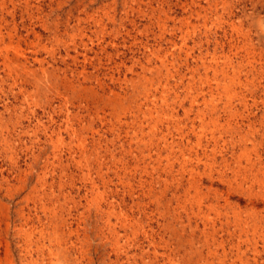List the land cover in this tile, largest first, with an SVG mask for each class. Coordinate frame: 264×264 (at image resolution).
<instances>
[{"label": "rangeland", "instance_id": "obj_1", "mask_svg": "<svg viewBox=\"0 0 264 264\" xmlns=\"http://www.w3.org/2000/svg\"><path fill=\"white\" fill-rule=\"evenodd\" d=\"M11 1L13 3L9 0L5 8H0V21L4 19L6 25L4 32L12 35L9 38L4 33L3 42L0 44V264H203L196 254L189 255L187 253L189 251L185 252V249L189 250V247L185 243L181 245L179 242L189 238L191 231L195 228L198 229L196 237H200L199 231L203 229V220L201 217L193 215L194 211L191 212L190 205L185 212L180 208L174 210L176 202L171 199L174 198L176 182L181 178L180 168L183 161L178 148L186 144L187 140H190L192 144L195 143L194 134L191 133V130V132L189 131L192 126L191 122L194 120L195 132L198 133L201 130L200 118L208 117L210 113L209 100L211 98L206 80L213 76L211 72L208 75L205 73L203 63L209 64L211 58L207 54L214 50L220 54L222 46L225 47L224 53H228L227 47L229 46L227 44L230 36H226L225 32L227 31L231 35V23L237 25L241 20L240 24L246 29L245 32H250L248 41L256 48L262 49L264 59V0H253L254 5H251L249 1L245 2V0H233L232 17L226 15L225 12L222 14L220 11L219 13L224 19L222 24L215 21L216 17L209 15V20L204 25L202 24L203 19H196L195 13L184 12L182 8L175 6V0H162L166 4L165 9L170 16L169 19H165L168 17L163 15L165 30L156 27V19L152 21L146 18V15L138 13L139 10L145 9V12L150 14L149 6L146 5L147 0H140V3H135V0H29L32 7H35L31 11L35 14L33 17L25 11L24 0ZM192 1L189 0V4ZM201 2L202 6H208L205 0H201ZM245 4L247 13L255 22L249 16L246 18L242 13ZM153 6L159 8L156 1ZM160 15L162 16V14ZM181 18H187L188 28L181 27ZM98 20L100 21L98 22ZM99 28L104 33H100ZM248 28L251 30L247 31ZM180 30H183V33ZM80 32L88 39L81 38ZM182 35H185L184 39L181 38ZM89 39L92 40V43ZM100 42H102L101 49ZM172 42L176 43L177 47H174ZM10 43L19 44L25 51L28 66L30 69L32 68L31 73L26 74L23 68L16 69V65L12 64V70L7 74L8 70L5 68L3 58L7 53L10 56L13 55L11 49L9 52L7 51ZM86 43L89 44L88 49L90 51L91 48L95 49L98 55L92 51L89 52L87 58L91 60L83 64L80 63V60L82 61V55L86 54L84 47ZM32 44L35 47H32ZM92 45L93 47H90ZM146 47L153 49L160 47L161 55L163 57L166 55L167 60L172 59L171 52L174 53V57L179 58V61L176 62L174 68L171 67L170 73H167L163 67L159 66L157 58L146 57ZM238 52L239 56L233 60L235 65L242 60L239 57L244 55L243 52ZM77 54L80 59L76 60V64H73V58ZM35 59L37 60L35 61ZM40 61H44V63L42 62V64ZM262 63L263 74L260 79L262 84L260 83L259 88H255L253 96L257 99V103L250 112H242L241 108L237 109V114H243L244 117L251 113L252 122H256L255 127L257 128L260 127V123L264 119V60ZM55 67L58 72L56 69L54 70ZM130 68H133L131 73ZM44 69L46 72L48 71L46 77H44ZM81 71L86 73L83 77L82 74H79ZM34 72L37 75H33ZM175 74L176 76H174ZM85 76L88 78L85 86L98 92V99L100 98L101 101L106 102L109 98L113 101L116 98L112 95L114 93L119 95L115 103L108 104L104 111L99 102V105H93V101H91L89 107H86L88 104L84 98H79L80 93L65 87L64 83L67 81H74L77 85L79 82L83 83L82 80ZM39 77L42 79L40 80ZM124 78L126 82H124ZM150 78L152 79L150 80ZM215 78L221 80V77ZM99 82L104 84L103 90L106 89L105 91H102ZM250 90L253 88L249 87L247 92ZM89 94L90 98L96 99L92 92L86 96ZM85 98L89 99V97ZM122 99H125V102H122ZM205 101L208 102V105L204 104ZM215 102L218 115L221 114L225 119L227 112H223V104ZM114 109L117 111L114 112ZM148 109L153 110L152 114H149ZM97 110L99 112H96ZM116 115L117 118H113ZM90 120H92V124ZM174 123L176 124L174 125ZM66 125L68 126L66 127ZM178 126L188 128L187 131L190 134L188 135L189 139H185V143H179L176 130ZM245 128L243 127V134L248 135V138L254 143L262 140L261 134L253 137L252 131L246 126ZM73 130L78 132V137L85 139L87 150L98 148L95 152L99 151V162H102L99 176L95 170L88 172L76 169L72 162L71 158L79 150L77 138L72 134ZM225 140H227L225 143L221 141L217 146V157L214 160L211 180L204 172V164L209 162V158L202 156V147L198 150V155L187 151L191 162L186 168L189 170L184 175V179H186L184 186H186L188 178L193 179L192 176L196 175L195 177H197L198 173H201L202 175L199 176L202 180L198 184L201 186L202 195L209 193V197L214 201L219 200L216 195L222 194L224 198L229 195L231 207L235 210L260 211L258 220L264 231L263 192L250 198L247 186L243 189L230 190L227 185L229 181L235 182L236 178H234L231 169L235 167V161L243 147L239 144V138L232 139V136L229 135ZM142 141L144 143L157 141L152 147V158L148 157L149 152L145 151V153L140 150L146 149L144 144H139ZM173 141L175 144L179 143V146L173 148L175 152L169 159L167 157L170 155L171 149L167 144ZM205 143L207 142L205 141ZM205 147L208 153L216 148L212 145ZM205 147L203 146V148ZM250 148L252 149L251 145ZM159 149L161 150V159L157 160L159 157L154 153H158ZM258 150L263 153L264 146ZM129 151H134V153L131 154ZM143 154L147 156L145 161L142 159ZM137 158L140 160L136 161ZM200 159L202 161L198 162ZM224 162L230 165V169H226L225 175L222 176L220 171L225 169ZM123 163H126L127 166H124ZM146 164L149 166H146L145 169ZM190 171L192 175H190ZM243 176L239 177V184L243 180ZM92 181L97 187L95 190H93ZM152 184H154V192L149 194L148 190ZM235 184L237 183H234V188ZM166 185L169 188L165 194L161 195L160 190L166 188ZM186 188L183 187L178 192L182 193ZM102 198L103 201L100 200ZM224 198L220 200L223 201ZM169 201L172 204L171 208L168 206ZM210 215L213 220L216 219L214 213ZM125 221L129 222V225L134 223L135 228L125 225ZM209 231L212 232L211 229ZM179 234H182L183 239H179L181 236ZM220 236L225 238V232H219L216 239H219Z\"/></svg>", "mask_w": 264, "mask_h": 264}, {"label": "bare ground", "instance_id": "obj_2", "mask_svg": "<svg viewBox=\"0 0 264 264\" xmlns=\"http://www.w3.org/2000/svg\"><path fill=\"white\" fill-rule=\"evenodd\" d=\"M9 1V0H8ZM7 0H0V8H5L6 3L8 2ZM67 1V0H66ZM130 1V0H129ZM135 3H140V0H135ZM154 1L157 2L158 7L156 8L154 7ZM176 4L175 6L180 7L183 9L184 12H188L191 11V13H195V17L196 19L198 18L203 19V25L206 23V21L209 20V15L211 17H216V22H218V24H222V21L224 20L223 17L221 16L223 14V12L226 13V15H228L229 17L233 16V12H232V1H228V0H205V2L207 3L208 6H202V2L201 0H193L190 4H189V0H175ZM239 1V0H238ZM249 1L251 3V5H254V1L253 0H245V2ZM263 1V0H262ZM10 2H12L10 0ZM22 2V1H21ZM145 2V1H144ZM146 5L149 6L148 10L150 11V14H147L144 10H139L138 13L142 14V15H146L149 20H154L157 21V25L156 27L161 29V30H165L164 28V22L165 19H169V12H167V9H165L166 4L162 1V0H147L146 1ZM13 3V2H12ZM130 3V2H129ZM134 3V4H135ZM259 3V2H258ZM123 4V3H122ZM170 4V3H169ZM48 5V4H47ZM130 5V4H129ZM142 5V4H141ZM257 5V4H256ZM263 5V2H262ZM125 6V5H124ZM144 6V5H143ZM258 6V5H257ZM221 7V8H220ZM253 7V6H252ZM255 7V6H254ZM35 8V7H34ZM32 7V4L29 0H24V9L25 11L28 13L29 16L33 17V14L31 11L34 9ZM88 9V8H87ZM143 9V8H142ZM134 10V9H133ZM136 10V9H135ZM171 10V7L169 9V11ZM242 13L245 15L246 18H248L247 16H249V14L247 13V5L245 4L244 8L242 9ZM222 11L220 14L219 12ZM130 12V11H129ZM38 13V12H37ZM59 13V12H58ZM133 13V12H132ZM137 13V12H136ZM131 14V13H130ZM129 14V15H130ZM162 14V16L160 15ZM35 15V14H34ZM89 15V14H88ZM163 15H165V17L168 18H163ZM194 15V14H192ZM87 16V15H86ZM126 16V15H125ZM136 16V15H135ZM37 17V16H36ZM105 17V16H104ZM130 17V16H129ZM145 17V16H144ZM250 17V16H249ZM234 18V17H233ZM251 18V17H250ZM249 18V19H250ZM93 19V18H92ZM96 19V18H95ZM147 19V20H148ZM182 19V18H181ZM180 19V20H181ZM241 19V18H240ZM252 19V18H251ZM78 20V19H77ZM179 20V19H178ZM236 20V19H235ZM21 21V20H20ZM100 20H98L99 22ZM176 21V20H175ZM228 21V20H227ZM233 21V20H232ZM252 21H254L252 19ZM132 22V21H131ZM181 23V27L185 26V28H188L189 25V21L187 20V18H184L180 21ZM255 22V21H254ZM133 23V22H132ZM213 23V22H212ZM241 20L236 24L231 23L230 28H231V35L229 33H227V31L225 32L226 36H230L229 41H228V53H224V48L225 47H221V52L220 54L217 53L216 50H214V52L212 53H208L207 56H209L211 58V60L209 61L210 63H203V67L205 70V73L208 75L210 72L212 74L213 77L209 78V80L207 81V84L209 86V92H210V100H209V105L210 107V113L208 115V117L204 116L200 118V126H201V130L197 133L195 132L196 129V125L194 124V120L191 122L192 126L189 129V131L191 133L194 134V137L196 139L195 143L192 144V142L190 140H187L186 144H183V146H179L178 144L181 142L185 143V139L188 138V135L190 134L188 130V128H186V126L182 127V126H178L176 127L177 130V136L179 138V143L175 144V141H173L170 144H167L169 146V148L171 149L170 151V155L167 157L170 159V156L172 155V153L174 154L175 149H173L176 146H179L180 148V157L182 158V164H181V178L176 182V190L174 192V198H172V201L176 202V207H175V211L176 208H180L183 209L184 212L186 210H188V205L189 208L194 211L193 215L199 216L201 217V219L203 220V229L201 231H199L200 233V237H196L197 234V230L196 228L194 230L191 231V234L189 235V238H187L185 241L181 240L179 241L181 243V245L185 243L186 246L189 247V250L185 249L189 255L192 254H196L197 258L203 262V264H264V231L261 228L260 222L258 220L259 215H260V211L258 210H253V211H240V210H235L234 208L231 207V203L229 201V195H227V197L224 198V196L222 194L220 195H216L218 196L219 200L214 201V199L212 200L209 197V193L207 194H201L202 192L200 191V184H198V182L200 183V181L202 179H200V176L202 175L201 173H198L197 177L192 176L193 179H189L188 178V182L186 183V186H184V182L186 179H184V175L185 173L189 170H187V166L188 164L191 162V158L190 156H187V151L189 152H194L197 153L198 155V150L200 149V147H202V151L203 157L209 158V162L205 163V167H204V172L205 174H207V178H209L211 180L212 177V172H213V167H214V160L217 157V153H216V149L218 148L217 146H219V142L223 141V143H225L227 140H225L227 138V136L231 135L232 139H236L239 138V144L242 145L243 150L241 151V154L238 156V159L235 161V167L231 169V172L234 176L235 182H228V187L230 190H236V189H243L245 188V186H247V192L250 198H254L256 196L259 195V193L263 192L262 195V199H263V203H264V151L263 153H260L258 149H260L261 147L264 146L263 144V140H264V119L261 121L260 123V127L257 128L255 127L256 122H252L253 119L251 118V113L248 114V116L244 117L243 114L238 115L237 113V109L241 108L242 112H250L252 110V108L255 106V104L257 103V99H255L254 93H255V88H259V86L262 84L260 82V79L262 78V68H263V57H262V52H261V48H256L254 46V44L250 43L248 40L250 39V32H245L246 29L243 28V25L240 24ZM201 24V25H202ZM257 24V23H256ZM261 24V23H260ZM227 25V24H226ZM5 20L3 19V21H0V44L3 42V35H4V30H5ZM214 26V25H213ZM133 27V26H132ZM175 27V26H174ZM118 28V27H117ZM125 28V27H124ZM257 28V26H256ZM83 29V28H82ZM100 29V33H104V31ZM143 29V28H142ZM173 29V28H172ZM251 29L248 28L247 31H250ZM14 31V30H13ZM78 31V29H77ZM96 31V30H95ZM60 32V31H59ZM159 32V31H158ZM181 33H183V30H180ZM186 32V31H185ZM32 33V32H31ZM47 33V32H46ZM163 33V32H161ZM260 33V32H259ZM258 33V34H259ZM262 33V32H261ZM5 36H9L12 37V35L8 34V32L5 33ZM174 34V33H173ZM210 34V33H209ZM264 35V34H263ZM77 36V35H76ZM79 36L81 38H87L86 36H83V33L80 32ZM224 36V35H223ZM162 37V36H161ZM185 35H182L181 38L184 39ZM57 38V37H56ZM55 38V39H56ZM68 38V37H67ZM219 38V37H218ZM206 39V38H205ZM223 39V38H222ZM108 40V39H107ZM11 41V40H10ZM60 41V40H59ZM63 41V40H62ZM89 41L92 43V40L89 39ZM247 41V42H246ZM14 42V41H12ZM181 42V41H180ZM220 42V41H219ZM225 42V41H224ZM178 43V42H177ZM222 43V42H221ZM256 43V42H255ZM179 44V43H178ZM9 48H7V51L9 52V49L12 50V54L10 56L9 53H5V57L3 58V62L5 65V68L9 71H7V74L10 73V71L12 70L11 65L15 64L16 65V69L19 68H23V70L25 71L26 74L31 73V69L28 66V62H27V57L25 54V51H23V49L21 48V46L18 45H13V44H8ZM7 45V46H8ZM37 45V44H36ZM172 45L174 47H177V44L172 42ZM171 45V46H172ZM212 45V44H210ZM100 49L102 48V42H100ZM143 46V45H142ZM32 47H35L34 44H32ZM84 47L86 48V54L82 53L80 55H82V61L80 60V63L86 64V62H88V58H87V54H89V52H93L96 55H98L97 51H95V49L91 48V51L88 49L89 44H85ZM90 47H93L90 46ZM137 47V46H136ZM183 47V46H182ZM67 48V47H66ZM184 48V47H183ZM217 48V47H216ZM179 49V48H178ZM177 49V52H178ZM188 49V48H187ZM105 50V49H104ZM135 50V49H134ZM146 57H154L157 58L158 62H159V66L163 67L167 72L170 73L171 71V67L174 68L176 62L179 61L178 57H174V53L170 52V56H171V60H167L168 58L163 57L161 55V49L160 47H154L153 48H149L146 47ZM167 50V49H166ZM172 50V49H171ZM174 50V49H173ZM181 50V49H180ZM102 51V50H100ZM106 51V50H105ZM175 51V50H174ZM183 51V50H182ZM211 51V50H210ZM238 51L243 52V56L239 57L241 58L238 62V64H234L233 60L234 58L238 57L240 54ZM68 52V51H67ZM148 52V54H147ZM201 52V51H200ZM182 53V52H181ZM185 53V52H184ZM1 54V53H0ZM54 54V53H53ZM52 54V55H53ZM68 54V53H67ZM94 54V55H95ZM177 55V54H176ZM187 55V54H186ZM203 55V54H202ZM54 56V55H53ZM69 57H71L68 54ZM79 54H77L73 59L74 61L72 62L73 64H76V60L79 61L80 58H78ZM200 56V55H199ZM204 56V55H203ZM206 56V57H207ZM73 57V56H72ZM38 58V57H36ZM186 58V57H185ZM23 59V61H22ZM128 59V58H127ZM200 59V58H199ZM206 59V58H205ZM37 59H35L36 61ZM143 60V59H142ZM220 60H222V62H220ZM39 61V60H38ZM62 61V60H61ZM205 61V60H204ZM207 61V60H206ZM44 63V61H40V63ZM75 62V63H74ZM119 62V61H118ZM39 63V62H38ZM42 63V64H43ZM48 63V62H47ZM64 63V61H63ZM66 63V62H65ZM132 63V62H131ZM144 63V62H143ZM186 63V62H185ZM192 63V62H191ZM202 63V62H201ZM32 64V63H31ZM37 64V63H36ZM41 64V65H42ZM49 64V63H48ZM156 64V63H155ZM64 65V64H63ZM135 65V64H134ZM48 66V65H47ZM65 66V65H64ZM81 66V65H80ZM85 66V65H82ZM90 66H92V64H90ZM186 66V65H185ZM202 66V65H201ZM259 66V68H258ZM15 67V66H14ZM33 67V66H32ZM40 67V66H39ZM102 67V66H101ZM116 67V66H115ZM121 67V66H120ZM143 67V66H142ZM141 67V68H142ZM152 67V66H151ZM66 68V67H65ZM81 68V67H80ZM125 68V67H124ZM128 68V67H127ZM185 68V67H184ZM196 68V67H195ZM15 69V68H14ZM46 69V68H45ZM43 70L44 73V77H46L47 72L46 70ZM56 69V67L54 68V70ZM61 69V68H60ZM69 69V68H68ZM97 68H95L96 70ZM103 69V68H102ZM110 69V68H109ZM144 69V68H143ZM153 69V68H152ZM62 70V69H61ZM74 70V69H73ZM108 70V69H107ZM128 70V69H127ZM148 70H150L148 68ZM180 70V69H179ZM201 70V69H200ZM57 71V69H56ZM63 71V70H62ZM69 71V70H68ZM71 71V70H70ZM77 71V70H76ZM89 71V69H88ZM97 71V70H96ZM100 71V70H99ZM98 71V72H99ZM130 73L133 72V68L129 69ZM193 71V69H192ZM58 72V71H57ZM61 72V71H60ZM73 72V71H72ZM120 72V71H119ZM150 73V71H148ZM152 72V70H151ZM188 72V71H187ZM77 73V72H75ZM93 73V72H92ZM108 73V72H107ZM106 73V74H107ZM173 73V72H172ZM180 73V72H179ZM36 73L34 72L33 75H35ZM59 74V73H58ZM79 74L85 75L86 73L81 71ZM102 74V73H101ZM152 74V73H151ZM166 74V73H165ZM10 75V74H9ZM37 75V74H36ZM118 75V74H117ZM124 75V74H123ZM199 76V74H197ZM11 76V75H10ZM29 76V75H28ZM27 76V77H28ZM39 76V75H38ZM43 76V75H42ZM41 76V77H42ZM76 76V75H75ZM81 76V75H80ZM107 76V75H106ZM136 76V75H135ZM140 76V75H139ZM161 76V75H160ZM166 76V75H165ZM170 76V75H169ZM176 76V74L174 75ZM203 76V75H202ZM24 77V76H23ZM26 77V76H25ZM24 77V78H25ZM35 77V76H34ZM89 77V76H88ZM157 77V76H156ZM178 77V76H177ZM215 77H221V80L216 79ZM17 78V77H16ZM40 78V77H39ZM63 78V77H61ZM66 78V77H65ZM113 78V77H112ZM126 78V77H125ZM123 79L124 82H126V79ZM200 78V77H199ZM42 78H40L41 80ZM60 79V78H59ZM84 80L83 83L79 82L77 84L74 83V81H67L65 84V87L68 90H73L76 93H80L79 98L81 99H85V102L88 104L89 107V103L91 101H93V105H99V103L102 104V109L104 111V109L108 106V104L110 103H115V100H117L118 96L116 93H114L112 96L115 97L116 99H114L113 101L107 100L106 102L101 101L100 98L98 99L99 95L98 92H96L94 89L92 88H87V86H85V83L87 82L88 78L85 76L83 78ZM143 79H145L146 81H149L148 79H146L145 77H143ZM152 78H150L151 80ZM171 79V78H169ZM22 80V79H21ZM39 80V79H38ZM117 80V79H116ZM140 80V79H139ZM138 80V82H139ZM173 80V79H172ZM24 81V80H23ZM27 81V78H26ZM36 81V80H34ZM79 81V80H77ZM81 81V80H80ZM90 81V79H89ZM94 81V80H93ZM144 81V80H142ZM162 81V80H161ZM170 81V80H169ZM180 81V80H179ZM205 81V82H206ZM37 82V81H36ZM61 82V81H60ZM110 82V81H109ZM132 82V81H131ZM136 82V81H135ZM164 82V81H163ZM214 82V84H213ZM56 83V82H55ZM119 83V82H117ZM155 83V82H154ZM172 83V82H171ZM179 83V82H178ZM261 83V84H260ZM39 84V83H38ZM48 84V83H47ZM99 86L102 88V91H105L106 89L103 90V86L104 84H101L99 82ZM124 84V83H123ZM166 84V83H165ZM206 84V83H205ZM110 85V84H109ZM158 85V84H157ZM202 85V84H201ZM57 86V85H56ZM55 86V88H56ZM98 86V87H99ZM130 86V85H129ZM132 86V85H131ZM160 86V85H159ZM186 86V84H185ZM59 87V86H58ZM171 87V85H170ZM178 87V86H177ZM249 87H252L253 90H250L249 92L248 89ZM49 88V87H48ZM137 88L139 89V87L137 86ZM182 88V87H181ZM180 88V89H181ZM202 88V87H200ZM66 89V91H67ZM168 89V88H167ZM175 89V88H174ZM177 89V88H176ZM58 90V89H57ZM142 90V89H141ZM183 90V89H182ZM197 90V89H196ZM200 90V89H199ZM202 90V89H201ZM204 90V89H203ZM112 91V90H111ZM159 91V90H158ZM185 91V90H184ZM92 92V95H94V97L96 96V99L90 98V94L88 96H86L88 93ZM113 92V91H112ZM117 92V91H116ZM124 92V91H123ZM154 92V91H153ZM189 92V90H188ZM87 93V94H85ZM159 93V92H158ZM182 93V92H181ZM194 93V92H193ZM192 93V95H193ZM59 94V93H58ZM64 94V93H63ZM110 94V93H109ZM123 94V93H122ZM125 94V93H124ZM172 94V93H171ZM175 94V93H174ZM202 94V93H201ZM204 94V93H203ZM209 94V93H208ZM103 95V94H102ZM130 95V94H129ZM151 95V94H150ZM160 95V94H159ZM127 96V95H126ZM157 96V95H156ZM77 97V96H76ZM85 97H89L85 98ZM103 97V96H101ZM147 97H149V95L147 94ZM154 97V96H153ZM152 97V98H153ZM166 97V96H165ZM178 97V96H177ZM188 97V96H187ZM66 98V97H65ZM127 98V97H126ZM163 98V97H162ZM201 98V97H200ZM205 98V97H204ZM76 99V98H75ZM91 99V100H90ZM93 99V100H92ZM108 99V98H106ZM149 99V98H148ZM159 99V98H158ZM167 99V98H166ZM176 99V98H175ZM65 100V99H64ZM123 100V99H122ZM125 100V99H124ZM122 102H125V101ZM151 100V99H150ZM153 100V99H152ZM196 100V99H195ZM130 101V100H129ZM155 101V100H154ZM165 101V99H164ZM172 101V100H171ZM208 101V100H207ZM205 101L204 104L208 105V102ZM220 102L221 104H223V112H227V114L225 115L226 118L223 119V116L221 114L218 115V108L217 105L214 104V102ZM238 101V102H237ZM260 101V100H259ZM99 102V103H98ZM118 102V101H116ZM121 102V103H122ZM141 102V101H139ZM143 102V101H142ZM149 102V100H148ZM168 102V101H167ZM177 102V101H176ZM190 102V101H189ZM196 102V101H195ZM215 102V103H217ZM237 102V104H236ZM252 102V104H251ZM263 102V101H262ZM261 102V103H262ZM63 103V102H60ZM71 103V102H70ZM128 103V102H127ZM134 103V102H133ZM154 103V102H153ZM158 103V102H157ZM162 103V101H161ZM170 103V102H169ZM64 104V103H63ZM79 104V103H78ZM120 104V103H119ZM123 104V103H122ZM131 104V103H130ZM139 104V103H138ZM142 104V103H141ZM177 104V103H176ZM181 104V103H180ZM186 104V103H185ZM259 104V103H258ZM263 104V103H262ZM77 105V104H76ZM92 105V104H91ZM92 105V107H93ZM145 105V104H144ZM156 105V104H155ZM154 105V106H155ZM67 106V105H66ZM79 106V105H78ZM124 106V105H123ZM167 106V105H166ZM201 106V105H200ZM199 106V107H200ZM80 107V106H79ZM84 107V106H83ZM91 107V108H92ZM117 107V106H116ZM146 107V106H145ZM153 107V106H152ZM161 107V106H160ZM179 107V106H178ZM193 107V106H192ZM264 107V106H263ZM67 108V107H66ZM115 108V107H113ZM133 108V107H132ZM157 108V107H156ZM174 108V107H173ZM195 108V107H194ZM201 108V107H200ZM204 108V107H202ZM220 108V107H219ZM85 109V108H84ZM95 109V108H94ZM134 109V108H133ZM155 109V108H154ZM170 109V108H169ZM222 109V108H221ZM116 109H114L115 112ZM162 110V109H161ZM167 110V109H166ZM182 110V109H181ZM192 110V109H191ZM79 111V109H78ZM102 111V110H101ZM117 111V110H116ZM119 111V110H118ZM140 111V110H139ZM138 111V112H139ZM178 111V110H177ZM183 111V110H182ZM189 111V109H188ZM261 111V110H260ZM62 112V111H61ZM68 112V111H67ZM93 112V111H92ZM96 112H99L98 110ZM111 112V110H110ZM126 112V111H125ZM137 112V113H138ZM149 114H152L153 110H149L148 109ZM85 113V112H84ZM131 113V112H130ZM158 114L160 112H157ZM168 113V112H166ZM220 113V112H219ZM254 113V112H253ZM66 114V113H65ZM76 114V113H75ZM74 114V116H76ZM78 114V113H77ZM109 114V113H108ZM112 114V112H111ZM117 114V112H116ZM133 114V113H132ZM163 114V113H162ZM184 114V113H183ZM182 114V115H183ZM198 114V113H197ZM260 114V113H259ZM93 115V114H92ZM138 115V114H137ZM169 115V114H168ZM172 115V114H171ZM190 115V114H189ZM120 116V114H119ZM184 116V115H183ZM67 117V116H66ZM89 117V116H88ZM98 118V116H95ZM131 117V116H130ZM133 117V116H132ZM161 117V116H160ZM77 118V117H76ZM79 118V117H78ZM84 118V117H83ZM100 118V117H99ZM113 118H117L113 117ZM151 118V117H150ZM149 118V121H150ZM171 118V117H170ZM178 118V117H177ZM258 118V117H257ZM85 119V118H84ZM104 119V118H103ZM158 119V118H157ZM164 119V118H163ZM188 119V118H187ZM198 119V118H197ZM259 119V118H258ZM117 120V119H116ZM92 120H90L91 123ZM133 121V120H132ZM138 121V120H137ZM157 121V120H156ZM155 121V122H156ZM172 121V120H171ZM199 121V120H198ZM75 122V121H74ZM124 122V121H123ZM126 122V120H125ZM140 122V121H139ZM174 122V121H173ZM172 122V123H173ZM89 123V124H90ZM105 123V122H104ZM109 123V122H108ZM122 123V122H121ZM127 123V122H126ZM134 123V121H133ZM171 123V125H172ZM62 124V123H61ZM67 124V123H66ZM74 124V123H72ZM88 124V123H87ZM92 124V123H91ZM101 124V123H100ZM103 124V122H102ZM107 124V123H106ZM129 124V123H128ZM126 124V126L128 125ZM138 124V123H137ZM152 124V123H151ZM163 124V123H161ZM176 123H174L175 125ZM189 124V123H188ZM84 125V124H83ZM96 125V124H94ZM108 125V124H107ZM115 125V124H113ZM112 125V127H113ZM59 126V125H58ZM63 126V125H62ZM68 125H66L67 127ZM71 126V125H70ZM82 126V125H81ZM97 126V125H96ZM120 126V125H119ZM129 126V125H128ZM142 126V125H141ZM161 126V125H160ZM245 126L247 128H249L252 132L253 137H257V134H261V139L259 142L254 143L253 140H251L250 138H248V135H244L243 134V127L245 128ZM91 127V126H90ZM101 127V126H100ZM130 127V126H129ZM143 127V126H142ZM172 127V126H171ZM47 128V127H46ZM89 128V127H88ZM133 128V127H132ZM151 128V127H150ZM81 129V128H80ZM91 129V128H90ZM162 129V128H161ZM246 129V128H245ZM64 130V129H63ZM62 130V131H63ZM84 130V128H83ZM81 130V131H83ZM94 130V129H93ZM130 130V129H129ZM128 130V131H129ZM149 130V129H148ZM248 130V129H247ZM115 131V130H114ZM138 131V130H137ZM249 131V130H248ZM100 132V131H99ZM131 132V130H130ZM135 132V131H134ZM77 133V134H75ZM104 133V132H103ZM147 133V131H146ZM153 133V132H152ZM247 133V132H246ZM60 134V133H59ZM73 135L76 136L78 141V145H79V150L78 153L73 156V158H71L72 162L74 163V165L76 166V169L79 168L80 170H87L88 172H91L93 170H95L98 174V176L101 174V169H102V162H99L100 159V153L95 152L96 149L93 150H87L86 145H85V139H83L82 137H78V132L73 130ZM85 134V133H84ZM192 134V135H193ZM69 135V134H68ZM98 135V134H97ZM118 135V134H117ZM120 135V134H119ZM118 135V136H119ZM127 136V134H125ZM154 135V134H153ZM156 135V133H155ZM162 135V134H161ZM61 136V135H60ZM59 136V137H60ZM87 136V135H86ZM114 136V135H113ZM166 136V135H165ZM250 136V135H249ZM104 137V136H103ZM152 137V136H151ZM175 137V136H174ZM71 138V137H70ZM75 138V139H76ZM119 138V137H118ZM123 138V137H121ZM57 139V137H56ZM99 139V138H98ZM104 139V138H103ZM150 139V138H149ZM189 139V138H188ZM89 140V139H88ZM107 140V139H106ZM119 140V139H118ZM121 140V139H120ZM130 140V139H129ZM143 140V139H142ZM145 140V139H144ZM151 140V139H150ZM167 140V139H166ZM131 141V140H130ZM141 141V140H139ZM148 141V140H147ZM177 141V140H176ZM205 141L207 143H205ZM73 142V141H72ZM88 142V141H87ZM90 142V141H89ZM113 142V140H112ZM118 142V141H117ZM157 142V141H156ZM155 142V143H156ZM160 142V141H159ZM58 143V142H57ZM122 143V142H121ZM128 143V142H127ZM144 144L146 149H140L141 151L145 152H149L148 157L152 158V152H153V146L155 145V143L153 141H149V143H144V141L140 142L139 144ZM162 143V141H161ZM169 143V142H168ZM205 143V145H204ZM234 143V142H233ZM70 144V143H69ZM87 144V143H86ZM112 144V143H111ZM130 144V143H129ZM133 144V143H132ZM138 144V143H137ZM136 144V145H137ZM55 145V144H53ZM63 145V144H62ZM93 145V144H92ZM208 145H212L214 148L213 150L210 151V153H208L207 149L205 146ZM222 145V144H221ZM238 145V146H241ZM252 146V149H249V146ZM56 146V145H55ZM100 147V145H97ZM118 146V145H117ZM127 146V145H126ZM138 146V145H137ZM158 146V145H157ZM203 146L205 148H203ZM226 146V145H225ZM229 146V145H228ZM58 147V145H57ZM120 147V146H119ZM159 147V146H158ZM167 147V146H166ZM54 148V147H53ZM59 148V147H58ZM67 148V147H66ZM95 148V147H94ZM163 148V147H161ZM108 149V148H107ZM126 149V148H125ZM138 149V148H137ZM158 149V148H157ZM177 149V148H176ZM225 149V148H224ZM71 150V149H70ZM121 150V149H120ZM169 150V149H168ZM109 151V150H108ZM119 151V150H118ZM231 151V150H230ZM131 154L134 153V151H129ZM233 152V151H232ZM262 152V151H261ZM104 153V152H102ZM146 153V152H145ZM144 153V154H145ZM221 153V152H220ZM228 153V152H227ZM123 154V153H121ZM125 154V153H124ZM128 154V153H127ZM138 154V153H137ZM141 154V153H140ZM144 154L142 155V159L143 161L146 160L147 156H144ZM158 159L160 158L161 155V150L159 149L158 153H154ZM190 154V153H189ZM229 154V153H228ZM237 154V153H236ZM72 155V154H71ZM106 155V154H105ZM179 155V154H178ZM193 155V154H192ZM131 156V155H130ZM144 156V157H143ZM189 157V158H188ZM58 158V157H57ZM140 158V157H139ZM172 158V157H171ZM235 158V156H234ZM103 159V158H101ZM134 159V158H133ZM138 159V158H137ZM227 159V158H226ZM124 160V159H123ZM140 159L136 160L139 161ZM167 160V159H166ZM60 161V160H59ZM108 161V160H107ZM116 161H118L116 159ZM120 161V160H119ZM154 161V160H153ZM180 161V160H179ZM202 161L201 159L198 161L200 162ZM205 161V160H204ZM226 161V160H225ZM53 162V161H52ZM113 162V161H112ZM150 162V161H149ZM156 162V161H154ZM195 162V161H194ZM197 162V161H196ZM231 162V161H230ZM107 163V162H106ZM110 163V162H109ZM117 163V162H115ZM157 163V162H156ZM233 163V162H232ZM121 164V163H120ZM129 164V163H128ZM140 164V163H139ZM180 164V162H179ZM66 165V164H65ZM106 165V164H105ZM124 166H127L126 163H123ZM132 165V164H131ZM156 165V164H155ZM194 165V164H193ZM196 165V164H195ZM223 167L225 168L224 171H220L222 173V176L225 175V171H227L226 169H228L230 167V165L226 162L223 163ZM56 166V164H55ZM54 166V167H55ZM73 166V165H72ZM118 166V165H117ZM146 166L149 165H145L144 168L146 169ZM191 166V165H190ZM68 167V166H67ZM130 167V166H129ZM134 167V166H133ZM138 167V165H137ZM192 167V166H191ZM66 169V168H65ZM137 169V168H136ZM142 169V168H141ZM154 169V168H152ZM172 169V168H171ZM178 169V168H177ZM223 169V168H222ZM230 169V168H229ZM71 170V169H70ZM104 170V169H103ZM111 170V169H110ZM94 171V172H95ZM108 171V170H107ZM126 171V170H125ZM130 171V170H129ZM147 171V170H145ZM160 171V170H159ZM158 171V172H159ZM165 171V170H164ZM177 171V170H176ZM157 172V173H158ZM167 172V171H166ZM64 173V172H63ZM67 173V172H66ZM65 173V174H66ZM107 173V172H106ZM147 173V172H146ZM153 173V172H152ZM188 173V172H187ZM85 174V173H84ZM103 174V173H102ZM132 174V173H131ZM135 174V173H134ZM144 174V173H143ZM190 175H192L191 171H190ZM221 175V174H220ZM243 176V180L240 181V184L238 183L239 177ZM62 176V175H60ZM166 176V175H165ZM169 176V175H168ZM81 177V176H80ZM83 177V176H82ZM94 177V176H93ZM127 177V176H126ZM140 177V176H139ZM124 178V177H123ZM136 178V177H135ZM154 178V177H153ZM163 178V177H162ZM44 179V178H42ZM75 179V178H74ZM90 179V178H89ZM103 179V178H102ZM142 179V178H141ZM214 179V178H213ZM223 179V178H222ZM63 180V179H62ZM111 180V179H110ZM166 180V179H165ZM104 181V180H103ZM136 181V180H135ZM96 182V181H95ZM112 182V181H110ZM126 182V181H125ZM148 182V181H147ZM220 182V181H219ZM61 183H63L61 181ZM129 183V182H128ZM234 183L236 187L234 188ZM65 184V183H64ZM74 184V183H73ZM93 184V190H95L96 185H94L95 183L92 181ZM105 184V183H103ZM134 184V183H133ZM164 184V183H163ZM107 185V184H106ZM111 185V184H110ZM123 185V184H122ZM126 185V184H125ZM131 185V184H130ZM154 184L150 185L148 193L152 194L154 192ZM101 186V185H100ZM116 186V185H115ZM137 186V185H136ZM64 187V186H63ZM129 187V186H127ZM183 187H187L182 193L178 192L179 189H183ZM85 188V187H84ZM83 188V189H84ZM97 188V187H96ZM168 186L166 185V188L160 190L161 195L165 194V192L168 190ZM80 189V188H79ZM62 190V189H61ZM86 190V188H85ZM125 190V189H124ZM147 190V188H146ZM257 190V191H256ZM156 191V190H155ZM217 191V190H216ZM130 192V191H129ZM143 192V191H142ZM173 193V192H172ZM178 193V194H177ZM238 193V192H237ZM87 194V193H86ZM98 194V193H97ZM131 194V193H130ZM141 194V193H138ZM229 194V193H228ZM88 195V194H87ZM135 195V194H134ZM225 195V194H224ZM154 196V195H153ZM94 198V197H93ZM217 198V199H218ZM224 198L223 201H221L220 199ZM89 199V198H88ZM87 199V200H88ZM67 200V199H66ZM103 201V198L100 199ZM100 200H98L100 202ZM163 200V199H161ZM73 202V200H72ZM75 202V201H74ZM138 202V201H137ZM158 202V201H157ZM41 204V203H40ZM101 204V202H100ZM99 204V205H100ZM143 204V203H142ZM160 204V203H159ZM251 204V203H250ZM259 204V203H258ZM162 206V205H161ZM168 206L171 208L172 204L171 201H169ZM99 207V206H98ZM251 207V206H250ZM259 207V206H258ZM101 208V207H100ZM173 208V207H172ZM239 208V207H238ZM247 208V207H246ZM43 209V208H42ZM145 209V208H144ZM54 210V209H53ZM111 210V209H110ZM196 210V211H195ZM246 210V209H245ZM101 211V210H100ZM262 211V210H261ZM110 212V211H108ZM116 212V211H115ZM162 212V211H161ZM164 212V211H163ZM113 213V210H112ZM214 213V215L216 216V219L213 220V218H211L210 214ZM116 214V213H115ZM55 215V214H54ZM170 215V213H169ZM192 215V217H193ZM172 216V215H171ZM182 216V215H181ZM188 216V215H186ZM123 217V215H122ZM164 217V216H163ZM109 218V217H108ZM118 218V217H117ZM126 218V217H125ZM177 218V217H176ZM179 218V217H178ZM177 218V219H178ZM194 218V217H193ZM264 218V217H263ZM121 219V218H120ZM262 219V218H261ZM190 220V219H189ZM176 222V220H175ZM217 222V223H216ZM64 223V220H63ZM109 223V222H108ZM148 223V222H147ZM110 224V223H109ZM125 225L130 226V227H134L135 225L134 223H131L129 225V222H124ZM183 224V222H182ZM114 225V224H113ZM177 225V224H176ZM181 225V223H180ZM190 225V224H189ZM197 225V224H196ZM167 226V225H166ZM173 226V225H171ZM190 227V226H189ZM195 227V225H194ZM24 228V227H23ZM166 228V227H165ZM199 228V227H198ZM175 229V228H174ZM192 229V228H190ZM212 230V232H210L209 230ZM169 230V229H168ZM38 231V230H37ZM178 232V230H177ZM219 232H225L226 236L225 238L223 236H220L219 239H216V236H218ZM173 233V232H172ZM178 234V233H177ZM181 235V236H179ZM179 239H183L182 234H179ZM177 236V237H178ZM148 239V238H147ZM144 246V245H143ZM27 251V250H26ZM195 258V257H194ZM159 260V259H158Z\"/></svg>", "mask_w": 264, "mask_h": 264}]
</instances>
